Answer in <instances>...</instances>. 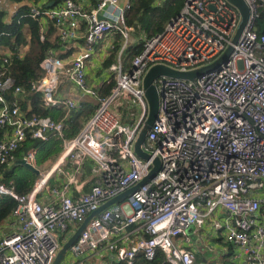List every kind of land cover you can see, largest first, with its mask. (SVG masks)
I'll return each mask as SVG.
<instances>
[{
  "label": "built area",
  "instance_id": "1",
  "mask_svg": "<svg viewBox=\"0 0 264 264\" xmlns=\"http://www.w3.org/2000/svg\"><path fill=\"white\" fill-rule=\"evenodd\" d=\"M38 0L29 16L40 21L41 38L51 22L60 40L80 36L82 49L65 61L54 49L40 66L43 76L31 81L43 106L80 109L78 100L59 95L66 79L96 108L78 133L65 135V119L22 110L16 85L7 68L0 69V164L9 165L28 138L46 141L51 134L64 143V153L49 172L39 173L33 191L20 194L0 184V195L18 202L8 220L12 230L0 237V264H52L72 230L105 203L147 178L156 158L158 172L132 194L91 218L61 264H87L90 257L111 253L119 262L134 264L140 253L152 261L158 250L170 264H195L196 255L177 242L189 238L188 228L206 224L211 232L245 254L249 264H264V0H245L250 14L229 60L220 69L195 81L169 76L155 80L159 114L143 144L149 159L134 151L136 139L149 117L143 86L147 71L158 64L191 71L213 63L232 40L242 21L229 0H185L164 30L146 37L129 63L134 26L128 22L132 0H99L88 8L85 0ZM109 33L120 36L118 58L110 65L116 81L104 95L91 85L87 67L96 45ZM21 57L18 48L3 55V64ZM12 92L9 99L7 94ZM124 96L138 114H120ZM37 149L25 160L35 166ZM95 164L90 191L72 193V177L52 187V199L40 198L52 176L65 162L80 169ZM114 264V263H108Z\"/></svg>",
  "mask_w": 264,
  "mask_h": 264
},
{
  "label": "crops",
  "instance_id": "2",
  "mask_svg": "<svg viewBox=\"0 0 264 264\" xmlns=\"http://www.w3.org/2000/svg\"><path fill=\"white\" fill-rule=\"evenodd\" d=\"M98 1L99 0H85V4L88 8H90L92 4H95ZM168 1L169 0H154L152 3V6L161 7V6H164ZM50 3H52V5L54 4L53 1H50L49 3H47V5H49ZM22 4L23 3H16L11 0H0V9L6 12L7 20L9 21V19H11V17L16 13V10H18V8ZM51 24L52 23L49 21L46 22L45 34H48ZM133 26H134V31L132 32L131 46H134L136 44V43L135 44L133 43L135 40L145 39L146 37H148V32L143 28V26L140 23L137 25H133ZM82 31L83 30H80V36L77 39L71 40L69 42L61 41V45L58 48L54 49L55 52L59 56L65 59V61H71L73 58L77 56L79 51L82 49V44H83V38L81 37ZM56 34L57 36H59L57 28H56ZM143 34H145L146 36ZM26 35H27V38L29 39L30 35L28 31H26ZM120 44H121L120 36L114 33L112 34L109 33L103 40H101L96 45L93 56L91 60L89 61V64L87 67L88 81L91 85L95 86L96 88H99L101 92L106 87V84L104 85V83L106 82L107 78L111 77V72L109 71L110 66L105 67L104 64L111 57L113 52L116 54V58H115V61H116V59L118 58V48ZM28 49H29V45H25L22 48H18V50L20 51L21 57H23L26 54V51H28ZM10 50H13V49L5 47L1 49V52L3 53V55H6L9 53ZM124 57L126 58L127 55L125 54ZM127 61H130V60L126 59V62ZM32 94L33 93L25 91L17 95V97L20 100V104H21V107L24 113L28 114V112L32 110L33 106H36L37 101H34L31 98ZM59 95L72 97L78 100L79 102H81L82 104L91 102L95 105V108H96V102L91 97L81 95L76 85H74L73 83H71L70 81L66 79L63 80V83L60 86ZM46 109H52L53 111H55L56 115H59L58 119L64 118L66 129H67V120L70 119L71 112L73 110L68 111V108L65 105L48 107ZM75 110H78V109H75ZM89 117L82 122L83 124L81 127H83V125L86 123ZM65 135H66V131H65ZM54 136H57V135H54ZM3 138H4V133H3V136L0 138V140H2ZM68 138H72V137H68ZM30 141H35V140H30ZM24 147L23 148L21 147L22 149L20 151L21 153L19 156L16 153V159L12 163H10L9 165H6L5 167H0V175H3V173L7 170H13L14 173L15 171L16 173H23L24 167H25V165L23 164V160L25 159V156L29 150L28 149L26 151ZM40 147L39 146L34 147L37 149L35 167L38 168L41 172H49L58 163V161L61 159L64 153L63 140L60 141L58 145L57 153L53 155L49 165L45 163L41 164L38 161V154L40 151ZM94 168H95V164L92 161V159L86 160L84 166L81 167L80 169H77V167L73 165L71 162L63 163L54 173L50 183L48 184V187H46L39 194V197L52 199V192H51L52 187H54L55 185L63 184L65 181H68L69 177H72V180L74 181V183L72 184L73 185L72 193L79 194L80 191H86V192L90 191L93 185ZM38 182H39V176L36 178L33 184V187L29 192L33 191V189L37 186ZM10 183H11L10 185H13L14 189H16L15 184H13V181H10ZM79 227L70 232L69 238L72 237L74 233H76ZM11 230H12V226L9 223V220L7 219L0 226V237L8 234ZM188 235H189L188 239L186 240L178 239L177 242L181 244L182 246L190 248L194 251L196 255L195 264H249V259L247 255L245 254L236 255L237 249L233 245L225 242L223 238L219 237L218 235L213 234L211 232V227L208 224H206L204 227H202L199 230H195L193 227V231L191 233H188ZM118 262L119 261L116 259V257L113 256L111 253H108L106 254V256H103L99 259L90 257L87 260V264H108V263L116 264Z\"/></svg>",
  "mask_w": 264,
  "mask_h": 264
},
{
  "label": "trees",
  "instance_id": "3",
  "mask_svg": "<svg viewBox=\"0 0 264 264\" xmlns=\"http://www.w3.org/2000/svg\"><path fill=\"white\" fill-rule=\"evenodd\" d=\"M11 1L23 4L18 8V10H16V13L11 17V19H9V21L7 20L6 12L0 9V69L7 68L15 79L16 85H21L26 89V92L33 93L31 98L37 102L36 106H33L32 110H30L28 114L37 113L43 116H52L54 119H58L59 115H56L55 111L44 108L41 94L31 92L30 84L31 81L38 80L43 76V70L40 63L49 50L56 49L61 45L60 37L56 34L55 26L51 24L48 34H45L44 39L41 38L40 21L28 15L30 13V3L38 0ZM153 1L154 0H133V8L128 14V22L132 25L140 23L148 32V36H153L162 32L170 19L180 13L185 0H173L174 3L172 0H169L161 7L152 6ZM262 20L264 22V12ZM26 31L29 32V39L27 38ZM25 45H29V49L23 57L16 56L10 63H7L6 65L3 64V53L1 52L2 48L7 47L14 50L16 48H22ZM141 49L142 43L136 46H131L126 51L127 53L130 52V58H132L138 54ZM115 58L116 54L113 52L111 57L105 62L104 66L109 67L115 61ZM115 82L116 81L114 80L111 83L106 84V87L102 90V94H108ZM7 97L9 99L14 98L13 93H8ZM81 107V109L73 110L71 112L70 119L67 120V129L65 130L67 137L75 136L81 128L83 124L82 122L87 119L95 109V105L91 102L86 104L84 103ZM3 133V129L0 128V138L3 136ZM54 135L55 134H51L49 139L46 141L28 138L25 142V147H23L26 151L28 149V151H30L32 148L38 146L40 147L44 144V142L50 141ZM59 143L51 152V158L57 153ZM22 148L16 152L18 156L20 155ZM5 166L6 165L0 164V167ZM15 173L13 170L5 171L3 175H0V184L5 183L6 185H10V181H13L16 192L20 194L28 193L32 189L37 178L35 176V172H32L24 167L23 173H16L17 175ZM17 204L18 202L14 197L10 195H0V226L9 218ZM116 264L126 263L118 262ZM134 264L170 263L167 261L166 253L162 250H158L154 260L149 261L144 257L143 253H140Z\"/></svg>",
  "mask_w": 264,
  "mask_h": 264
},
{
  "label": "water",
  "instance_id": "4",
  "mask_svg": "<svg viewBox=\"0 0 264 264\" xmlns=\"http://www.w3.org/2000/svg\"><path fill=\"white\" fill-rule=\"evenodd\" d=\"M230 3H232L234 6H236L239 10V12L242 15V21L239 25V28L232 40V43L227 47V49L224 51V53L216 59L213 63L203 66L201 68L191 70V71H179L175 70L169 66L163 65V64H158L153 67H151L145 77H144V90H145V97L148 102V107H149V117L144 123L137 139L134 144V151L135 153L143 158V159H149L150 154L147 153L144 148L143 144L146 140L147 134L150 131L152 125L156 121L158 114H159V103H160V95L159 91L157 88V85L155 83V80L160 77V76H169V77H174V78H182V79H188L191 81H195L196 78H201L204 75L210 73L211 71L218 70L221 68V66L226 63L229 60V57L231 53L234 50V45L238 42L239 37L244 29V27L247 24L249 14H250V9L248 4L246 3L245 0H229ZM52 5V3L49 4V6ZM264 31V27L262 29V32ZM23 164L25 167L28 169L36 172L37 174L40 173V170L36 168L34 165L29 164L25 159L23 160ZM161 167V159L158 157L154 160V166L147 178L139 182L137 185L129 188L126 190L124 193L118 195L117 197L111 199L107 203H105L102 207H100L98 210L94 211L91 213L86 220L81 224L79 229L74 233L72 237H70L61 247L59 252L57 253L56 257L54 258L52 264H61L62 260L66 257V254L71 247V245L78 239L79 235L81 232L84 230V228L87 226L88 222L93 218L94 216L98 215L101 213L105 208L110 206L113 203L119 202L122 199L126 198L128 195L132 194L134 191H136L139 187L143 186L147 180L151 177H153L158 170ZM193 231V227H189L187 232L191 233Z\"/></svg>",
  "mask_w": 264,
  "mask_h": 264
},
{
  "label": "rangeland",
  "instance_id": "5",
  "mask_svg": "<svg viewBox=\"0 0 264 264\" xmlns=\"http://www.w3.org/2000/svg\"><path fill=\"white\" fill-rule=\"evenodd\" d=\"M145 35V34H143ZM146 36V35H145ZM144 39H140V40H135L133 43L136 45H139L143 42ZM128 55L126 57L127 60H130V52L127 53V51H125L124 55ZM129 62V61H127ZM118 102L120 103V106L117 108L118 113L123 114L126 112L129 113H136L138 114V107L136 105L130 106L129 103L127 102L126 98L124 96H120L118 98ZM58 136V135H57ZM54 136L51 138L50 141L44 142V144L41 146L40 151H39V155H38V161L42 164L45 163L47 165L50 164L51 162V152L53 151L54 147L60 142L62 141L59 137ZM30 170V169H29ZM32 171V170H30ZM34 172V171H32ZM35 176L38 177L39 175L35 172ZM53 177V176H52ZM52 179V178H51ZM68 255V252L66 254V256ZM65 259V258H64ZM63 259V260H64ZM62 260V262H63ZM61 262V263H62Z\"/></svg>",
  "mask_w": 264,
  "mask_h": 264
}]
</instances>
